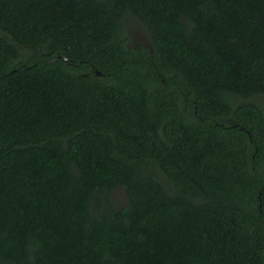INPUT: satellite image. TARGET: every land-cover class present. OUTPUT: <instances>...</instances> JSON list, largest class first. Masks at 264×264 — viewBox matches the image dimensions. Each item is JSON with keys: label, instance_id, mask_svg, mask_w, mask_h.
<instances>
[{"label": "trees", "instance_id": "1", "mask_svg": "<svg viewBox=\"0 0 264 264\" xmlns=\"http://www.w3.org/2000/svg\"><path fill=\"white\" fill-rule=\"evenodd\" d=\"M259 98L264 0H0V264H264Z\"/></svg>", "mask_w": 264, "mask_h": 264}, {"label": "rangeland", "instance_id": "2", "mask_svg": "<svg viewBox=\"0 0 264 264\" xmlns=\"http://www.w3.org/2000/svg\"><path fill=\"white\" fill-rule=\"evenodd\" d=\"M131 31L133 33L132 34L133 35V39H132L133 45L141 46V45L149 44L148 38L143 30L134 27ZM259 101L264 106V98H259ZM116 195H117V200L119 204L123 205L126 201L125 195H121V194H116Z\"/></svg>", "mask_w": 264, "mask_h": 264}, {"label": "water", "instance_id": "3", "mask_svg": "<svg viewBox=\"0 0 264 264\" xmlns=\"http://www.w3.org/2000/svg\"><path fill=\"white\" fill-rule=\"evenodd\" d=\"M64 60L68 61V59H67V58H64ZM93 72H94L95 74L99 75V76H101V75H102V73H101V72H99L98 70H96L95 68H93ZM242 129H243V128H242Z\"/></svg>", "mask_w": 264, "mask_h": 264}]
</instances>
